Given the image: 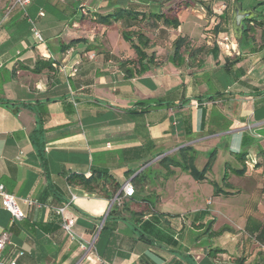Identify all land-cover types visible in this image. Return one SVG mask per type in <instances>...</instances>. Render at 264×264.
Instances as JSON below:
<instances>
[{"label": "crops", "instance_id": "0c3cea01", "mask_svg": "<svg viewBox=\"0 0 264 264\" xmlns=\"http://www.w3.org/2000/svg\"><path fill=\"white\" fill-rule=\"evenodd\" d=\"M29 1L21 7L15 0H0V184L24 214L12 222L0 204V238L6 239L2 259L17 264H263L264 249L253 239L264 226L262 28L251 29L248 41L239 44L226 23L214 31L225 0H211V13L194 5L177 13L179 26L167 42L159 40L147 50L155 64L142 75L126 77L119 64L134 60L135 53L121 37L122 22H94V14L112 12L117 0ZM253 1L241 0L242 8ZM259 15L264 20V10ZM178 37L187 42L174 64ZM49 59L51 70L32 71L37 60ZM213 151L201 181L161 163L192 156L194 169L202 171ZM243 151L245 173L238 176L234 172L243 165L236 154ZM93 171L112 179L103 182V192L67 183L70 175L88 178ZM112 182L121 196L109 199L105 192L113 189ZM125 182L133 186L130 197L121 190ZM179 183L194 193L212 184L218 192L206 196L205 204L245 198L243 209L226 223L208 207L177 213L171 202ZM24 200L42 206H27ZM64 204H69L74 240L52 210ZM224 227L234 232L211 234Z\"/></svg>", "mask_w": 264, "mask_h": 264}, {"label": "trees", "instance_id": "16d2710c", "mask_svg": "<svg viewBox=\"0 0 264 264\" xmlns=\"http://www.w3.org/2000/svg\"><path fill=\"white\" fill-rule=\"evenodd\" d=\"M140 4V8L130 7L127 0H117V6L114 10L108 14L100 15L94 14V22L109 26L115 22H122L124 30L121 31L122 39L127 42L130 48L135 53L134 60H125L119 64V68L124 72L126 77H132L134 75H142L149 69V65L155 64L154 53H147L152 46L157 41L161 40L167 42L169 40L171 31L177 29L179 26V21L177 18V13L190 8L194 5H200L204 9L211 13L212 1L211 0H137ZM126 2V3H125ZM225 10L224 13L218 17L219 22L214 26V31L218 32L221 23H226L229 30V34L233 36L232 33V10L234 5H237L241 10H244L241 5V0H225ZM252 11L253 17L251 19L244 21V26L242 30L241 37L235 39L237 43H245L248 41V33L251 29L256 27L262 28V42L264 44V20H258L262 11L264 10V0H254L252 5L248 8ZM187 38L178 37L173 41V54L171 61L177 64V60L180 59V51L186 46ZM73 42L63 46V51L69 49ZM252 48H250L251 50ZM145 62V63H144ZM53 62L49 59L47 61L37 60L33 68V72L39 73L41 69L46 68L47 70L52 69ZM39 154L40 150L38 148ZM214 153L212 152L209 156V160L206 163L202 171H196L193 167V157L190 156L185 160L173 161L168 158H163L161 163H167L173 167H179L183 171H188L192 173L196 180H203L205 173L210 168ZM264 156V151L260 152ZM236 158L243 167L236 170L234 174L238 176H243L245 173V158L246 152H240L236 154ZM262 169L264 170V157L262 162ZM136 179V178H135ZM112 181L106 172L93 171L90 177L85 178L81 175H70L67 178V183L70 185H77L81 187L88 193H100L103 192V182ZM223 182L227 181V176L224 175L222 178ZM102 185V187H101ZM113 189L109 192H105L107 198H113L121 196L118 193V186L112 182ZM218 191H215L217 193ZM115 213L114 205L111 207L108 215L111 216ZM142 215H135L136 218ZM211 225L207 227V232H210ZM234 232L229 227H224L217 232L211 233L212 235H219L223 232ZM256 242L260 243V246L264 249V226L257 230L256 236L253 238ZM264 255V250H262ZM17 262V260H16ZM264 264V263H263Z\"/></svg>", "mask_w": 264, "mask_h": 264}, {"label": "rangeland", "instance_id": "374dc122", "mask_svg": "<svg viewBox=\"0 0 264 264\" xmlns=\"http://www.w3.org/2000/svg\"><path fill=\"white\" fill-rule=\"evenodd\" d=\"M128 5L130 7L140 8V4L137 0H127ZM126 3V2H125ZM208 25L206 24L203 28H206ZM203 33H209L210 31H203ZM214 152V151H213ZM214 155H216L214 153ZM210 156V155H209ZM193 178V177H192ZM182 184V185H181ZM179 183L176 187V199L174 200V204L171 202V206L175 207L174 210L177 213H182L187 209L191 210H199L206 209L208 207V211L213 217H215L219 222L226 223L227 218L231 220H237V216L241 213L244 205L245 198L242 199H229V198H214V203L205 204L204 198L206 196L215 195V191L217 189L216 186L207 183L204 186L198 187L195 190L183 183ZM190 188H189V187ZM211 191V192H209ZM195 196V198H194ZM226 219V220H225ZM231 227V224H229ZM99 243V239L96 244Z\"/></svg>", "mask_w": 264, "mask_h": 264}, {"label": "built area", "instance_id": "2783aa9c", "mask_svg": "<svg viewBox=\"0 0 264 264\" xmlns=\"http://www.w3.org/2000/svg\"><path fill=\"white\" fill-rule=\"evenodd\" d=\"M29 3H30L29 0H15V4L21 7H25L29 5ZM43 15L44 14L42 12H39V16H43ZM32 33L38 36L37 31L34 27L32 28ZM72 73L73 74L76 73L75 68H72ZM121 190L123 192V195L126 197H130L134 193L133 186L131 185L130 182H125L122 185ZM72 199H74V197H72ZM23 202L27 206H36V207L42 206V204H40L37 201L24 200ZM0 204H1V207L10 214L12 222L21 220L24 217V214L20 211L16 203V198L13 195L8 194L4 190V186L1 184H0ZM68 205L69 204H64L61 206L53 207L52 210L60 218V226L63 232L65 233V235L70 240H74L76 238V235L73 231L74 222L67 214ZM5 245H6V239L0 238V264H17L16 259H8V260L2 259L1 257L2 251ZM92 249H93V246L91 245L87 248V251L90 252L92 251Z\"/></svg>", "mask_w": 264, "mask_h": 264}, {"label": "water", "instance_id": "95a60500", "mask_svg": "<svg viewBox=\"0 0 264 264\" xmlns=\"http://www.w3.org/2000/svg\"><path fill=\"white\" fill-rule=\"evenodd\" d=\"M252 17L253 13L251 10H241L237 5H234L232 10V30L234 39L241 37L244 21L251 19Z\"/></svg>", "mask_w": 264, "mask_h": 264}]
</instances>
